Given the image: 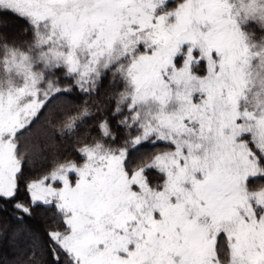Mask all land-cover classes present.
Returning <instances> with one entry per match:
<instances>
[{
	"label": "rangeland",
	"instance_id": "rangeland-1",
	"mask_svg": "<svg viewBox=\"0 0 264 264\" xmlns=\"http://www.w3.org/2000/svg\"><path fill=\"white\" fill-rule=\"evenodd\" d=\"M0 7L38 30L0 73V193L14 192L18 145L28 151L63 87L52 68L87 79L119 65L148 114L139 140L171 144L152 164L164 182L151 186L123 150L87 148L81 164L31 186L34 201L66 212L63 247L79 264H264V0Z\"/></svg>",
	"mask_w": 264,
	"mask_h": 264
},
{
	"label": "trees",
	"instance_id": "trees-1",
	"mask_svg": "<svg viewBox=\"0 0 264 264\" xmlns=\"http://www.w3.org/2000/svg\"><path fill=\"white\" fill-rule=\"evenodd\" d=\"M37 32L27 19L0 7V73L12 50L37 46ZM118 66L87 79L64 67L52 68L63 87L45 101L28 151L18 145L20 168L14 192L0 193V264H79L61 244L70 231L66 212L55 201H34L31 186L49 182L60 168L81 164L89 147L125 151L127 162L146 169L151 186L163 185L164 173L152 164L171 144L139 140L148 114L133 102L128 76Z\"/></svg>",
	"mask_w": 264,
	"mask_h": 264
}]
</instances>
